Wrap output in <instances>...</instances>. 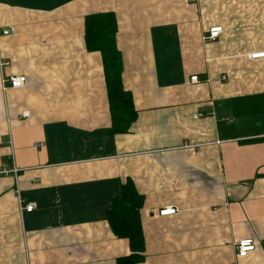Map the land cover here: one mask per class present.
Returning <instances> with one entry per match:
<instances>
[{
	"label": "crops",
	"instance_id": "0c3cea01",
	"mask_svg": "<svg viewBox=\"0 0 264 264\" xmlns=\"http://www.w3.org/2000/svg\"><path fill=\"white\" fill-rule=\"evenodd\" d=\"M99 13L118 21L137 113L124 134L102 55L86 47V19ZM214 27L222 34L205 40ZM255 53L264 0H0V171L18 170L0 175V264H117L131 246L107 216L128 182L144 200L138 264H264ZM9 76L28 83L5 90ZM169 207L177 213L161 217ZM245 239L256 249L238 259Z\"/></svg>",
	"mask_w": 264,
	"mask_h": 264
},
{
	"label": "trees",
	"instance_id": "16d2710c",
	"mask_svg": "<svg viewBox=\"0 0 264 264\" xmlns=\"http://www.w3.org/2000/svg\"><path fill=\"white\" fill-rule=\"evenodd\" d=\"M118 31V21L113 13L94 14L86 19L87 50L98 52L103 58L113 131L124 134L135 122L137 113L131 93L123 85V60L117 44ZM143 203V197L130 182L112 202L107 216L109 226L116 237L129 240L132 251L129 256L118 259L117 264H138L143 258L144 236L140 216Z\"/></svg>",
	"mask_w": 264,
	"mask_h": 264
},
{
	"label": "built area",
	"instance_id": "2783aa9c",
	"mask_svg": "<svg viewBox=\"0 0 264 264\" xmlns=\"http://www.w3.org/2000/svg\"><path fill=\"white\" fill-rule=\"evenodd\" d=\"M222 27H214L209 31V35L205 37V40L208 41H215L216 39L219 38V36L222 34ZM4 34L8 35L9 32L6 31ZM264 58V53H255L250 55L251 60H256V59H262ZM9 63H4L1 64V66H8ZM200 78L198 76H193L191 78V82L198 84L200 82ZM4 83V89L6 90L7 88H12V89H21L25 87L28 83L26 76H9L8 78H5L3 81ZM43 145L40 144V147ZM18 170L15 167L12 168H5L0 171V175H11L13 173H17ZM19 206H20V211L21 213H31L35 209V204L30 203L26 204L25 201L19 197ZM177 213V210L175 208L169 207L164 210H161L159 212V215L161 217H166V216H173ZM256 242L253 239H245L241 240L238 242L236 246V253H237V258L238 259H245L247 258L252 252L255 251L256 249Z\"/></svg>",
	"mask_w": 264,
	"mask_h": 264
}]
</instances>
